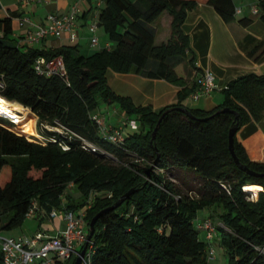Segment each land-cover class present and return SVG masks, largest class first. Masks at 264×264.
Returning <instances> with one entry per match:
<instances>
[{
  "label": "trees",
  "instance_id": "1",
  "mask_svg": "<svg viewBox=\"0 0 264 264\" xmlns=\"http://www.w3.org/2000/svg\"><path fill=\"white\" fill-rule=\"evenodd\" d=\"M205 2L225 23L236 19L233 0ZM99 4L95 23L109 45L90 55L80 53L79 34L75 42L62 37L70 44L37 48L14 37L15 13L0 18V96L30 109L40 125L64 128L57 132L39 128L41 141H31L15 131L13 121L0 117V230L21 227L35 202L40 224L42 212L83 209L88 224L102 212L88 246L89 264H208V244L200 239L195 221L201 210L218 208L227 264H264V253L256 249L264 248V163L252 161L237 137L248 123L264 120V75L247 74L232 81L223 90L224 102L208 112L182 105L194 88L181 90L178 103L160 112L136 106L109 87L107 72L182 84L176 67L195 69L183 25L197 2L100 0ZM259 11L264 22V0ZM164 13L172 18L170 37L157 45L150 25ZM261 46L249 57L259 60L264 53ZM40 58H62L65 69L50 76L39 74L35 66ZM101 101L118 104L127 117L120 126L136 117L141 131L127 130L121 143L111 141L92 118ZM234 126L235 153L255 175L241 170L232 157L229 131ZM69 186L78 189L79 198L66 194ZM252 186L263 190L248 193ZM130 191L121 206L111 209ZM253 195L256 200L250 199ZM76 258L65 264H74Z\"/></svg>",
  "mask_w": 264,
  "mask_h": 264
},
{
  "label": "crops",
  "instance_id": "2",
  "mask_svg": "<svg viewBox=\"0 0 264 264\" xmlns=\"http://www.w3.org/2000/svg\"><path fill=\"white\" fill-rule=\"evenodd\" d=\"M78 1L41 0L23 3L21 0H0L2 7L0 18L8 16L9 13H15L17 17L13 19L14 37L25 43L34 29L28 24H22L23 18L30 17L35 23L48 24L47 17L50 14L65 15L70 12ZM195 1L197 2L196 7L188 12L183 25V31L190 39L191 53L195 58V69L184 64L176 67L175 71L182 79V84L148 79L137 74H120L111 70L108 71L110 76L120 81L123 90L126 91V97H129L136 106H150L154 112H160L164 108L178 103L177 95L181 90L194 88L195 91L182 102V105L188 109L208 112L224 102L223 90L232 81L247 74L264 75V53L259 60L249 57V53L259 45H262L261 51H264V22L260 18V0H233L237 13L236 19L231 23H225L215 9L208 5L205 0ZM98 2L100 3V0H82L79 5V40L76 44L80 53H82V43L87 46L91 36L88 27L95 23L92 20L98 14ZM242 19L249 20V25L242 24L240 22ZM158 20L160 21L157 24L159 26L151 25V28L156 34V43L158 40L163 43L170 37L172 18L168 13H164ZM99 32L100 29H97L96 33L100 38V42H104L105 47H107L109 45L108 37L103 34L106 40L102 39ZM64 44H70V42L65 38L62 40L49 38L40 43V48L51 49ZM154 65L155 62H151L150 68H153ZM205 72H210L214 76L217 88L210 94L195 100L193 95L199 89L198 81ZM111 89L115 92L114 87L111 86ZM95 114L98 113L95 111ZM126 118L121 112L118 120L110 125L118 126ZM104 121L107 124L105 117ZM237 137L252 161L264 163V120L261 123L255 121L248 123L238 133ZM212 210L214 211L211 214L216 216V209L213 208ZM82 212H84L83 209L77 211V213ZM209 217L203 215L199 218L198 216L196 221ZM43 218L44 222L42 223H52V225H48L52 227V233L41 231L48 235H55L59 230H64L66 227L60 218L52 219L44 214ZM215 222L221 224L217 218ZM218 232V236L214 241L221 242L220 231L218 230ZM203 234L206 237L204 231ZM214 259H208V264H211Z\"/></svg>",
  "mask_w": 264,
  "mask_h": 264
},
{
  "label": "built area",
  "instance_id": "3",
  "mask_svg": "<svg viewBox=\"0 0 264 264\" xmlns=\"http://www.w3.org/2000/svg\"><path fill=\"white\" fill-rule=\"evenodd\" d=\"M21 1L23 3H29L41 0ZM100 5L101 4L98 3V6ZM78 12L79 3H76L70 12L65 15H49L47 17L48 24L35 23L30 17L23 18L22 24H28L34 29L28 36L27 41L30 44H34L49 38L57 40L62 39V37L66 35L71 42H75L78 39ZM96 30V23L89 26V31L91 33L89 39L93 48L99 45V38L96 35ZM35 69L39 74L50 76L54 73L63 72L65 67L62 58H57L52 61L40 58L36 63ZM198 87L199 89L193 95V99L195 100L210 94L217 88L214 76L210 72H205L198 81ZM92 118L100 126L101 132L115 143H121L123 141L124 132L127 130L126 127L130 126L132 131L138 129L135 121L124 123V126L118 128V126H108L104 121V117L99 114H94ZM59 126L64 129L61 125ZM82 141L86 146L92 148V150H97L91 143L83 139ZM87 204V207L90 208L92 200L89 199ZM37 209L38 206L35 202L28 217H35ZM49 218H60L66 225L65 229L59 230L55 235H48L38 231L34 236L26 238L0 237V264H65L73 256L78 257L81 248H83L87 242L90 229L86 221V213H77L69 210H53ZM195 225L199 231H204L206 233L205 240L208 244V259L213 260L216 255L213 241L218 236L219 227L224 228V226L216 223L211 218L197 220L195 221ZM256 249L264 253V248L257 247ZM87 252L88 248L82 264H89V254H87Z\"/></svg>",
  "mask_w": 264,
  "mask_h": 264
},
{
  "label": "rangeland",
  "instance_id": "4",
  "mask_svg": "<svg viewBox=\"0 0 264 264\" xmlns=\"http://www.w3.org/2000/svg\"><path fill=\"white\" fill-rule=\"evenodd\" d=\"M96 18L93 19L92 21H96L97 20V16H95ZM159 20H157L156 22H154L152 25L157 27L159 25ZM151 26V25H150ZM104 32L102 29H100V32H99V35L102 37V39H104ZM106 40V39H104ZM161 42H159V40L157 41V45H160ZM89 44V45H88ZM88 44L87 46H85L84 43H82V55H90V54H93L94 52L102 49L105 47V43L104 42H100V44L97 46V47H92L91 46V43H90V39L88 40ZM34 47H37L39 48L41 45L39 43H34L33 44ZM110 71V70H109ZM112 71V70H111ZM114 72V71H112ZM107 82H108V85L109 87L111 88L114 87L115 89V93L118 95V96H121V97H126V94H125V90H123V85L120 83V81H118L117 79H114L113 76H110V74L107 72ZM96 113L100 114L102 117H105L106 118V122H107V125L108 126H111L115 123V121L118 120V117L121 115V111L119 110V106L117 103L113 104V105H108L106 103H103L102 101L100 102L99 104V107L98 109L96 110ZM3 118H6V117H3ZM9 119V118H7ZM132 119H134L136 121V117H132ZM11 120V119H9ZM13 121V120H11ZM17 127L15 128V131L17 133H20V134H25V132L21 129L20 125L13 121ZM137 123V126H138V131H141L142 129V126H141V123L139 121H136ZM36 124V125H35ZM111 124V125H110ZM122 126V125H121ZM120 127V125H118V128ZM39 128H46L47 130L49 131H61V128H58V127H54L52 128L51 126L49 125H40L39 123V120L37 117H35V120H34V130L36 132V136H30V135H26L27 138H30V139H33L31 141H41L42 139V136L39 134ZM123 128V127H122ZM128 131H132L130 126L126 127ZM135 132V131H134ZM246 190V189H245ZM259 190H262V189H258ZM257 191V192H258ZM248 193H251L249 190H247ZM66 194L68 195H71L72 198L74 199H77L80 197V193L78 191V189L76 187H73V186H69L66 190ZM251 200H256L257 197H255L254 195L250 197ZM213 208H206L204 210H201L198 214L199 218L203 217V215H207V216H210L209 218L213 219L214 221L216 220V216L212 215V210ZM220 209L216 208V213H220ZM42 214L46 215L47 217H50V214L49 213H44L42 212ZM48 225H52V223H49V224H40L39 220L35 217H28L25 222L23 223V225L19 228H16V229H13V230H0V237L1 238H5V237H15V238H26V237H32L34 236V234L38 231H47V232H53V229L51 226H48ZM88 231V230H87ZM200 239L202 240H205V235L203 234V232H200ZM213 245H214V248L216 250V255H215V259L214 261L211 262V264H227V260H228V257H227V252H226V249L224 248V246L221 244V242H218V241H213ZM69 264H73V262L69 263Z\"/></svg>",
  "mask_w": 264,
  "mask_h": 264
},
{
  "label": "water",
  "instance_id": "5",
  "mask_svg": "<svg viewBox=\"0 0 264 264\" xmlns=\"http://www.w3.org/2000/svg\"><path fill=\"white\" fill-rule=\"evenodd\" d=\"M182 110H183L186 114H188L189 116H192L191 113H190L188 110H186V109H182ZM223 111H224V112H230L229 109H225V110H223ZM167 113H168V112L164 113V114L161 116V118L159 119V121H158V125H157L156 129H155L154 132H153V138L156 137V134H157V132H158L159 126H160V124H161L163 118L165 117V115H166ZM232 113L236 114L235 112H232ZM236 116H237V114H236ZM237 117H238V116H237ZM205 120H207V119H205ZM237 132H238V128H237V126L232 127V128L230 129V131H229V149H230V152H231V154H232V157H233V159H234L236 165H237L241 170L247 172L248 174L255 175L254 172H252L248 167H246L245 165H243V164L240 162L238 156H237L236 153H235V149H234V141H235V136H236ZM132 193H133V191H130V192H128L127 194H125L122 198H120V199L118 200V202H117L114 206H112L111 209H116V208H118L119 206H121V205H122V204H123V203H124V202H125L130 196H131V195H132ZM101 214H102V212L99 213L97 216H95V217L91 220V222L89 223V227H90V229H89V234H88L87 242H86L84 248L82 249V251L80 252V254L78 255V257L76 258L74 264H82V262H83V258L85 257V254H86V251H87V248H88V245H89V243L91 242V240L93 239V236H94V233H95V230H96V227H95L96 222H97V220L99 219V217H100Z\"/></svg>",
  "mask_w": 264,
  "mask_h": 264
},
{
  "label": "bare ground",
  "instance_id": "6",
  "mask_svg": "<svg viewBox=\"0 0 264 264\" xmlns=\"http://www.w3.org/2000/svg\"><path fill=\"white\" fill-rule=\"evenodd\" d=\"M0 117H6L17 122L21 129L25 132V137L26 135L36 136V132L34 130V120L36 116L30 109L24 107L23 105L17 102L8 101L0 96ZM258 189L259 187L257 186L248 188L252 194H255Z\"/></svg>",
  "mask_w": 264,
  "mask_h": 264
}]
</instances>
